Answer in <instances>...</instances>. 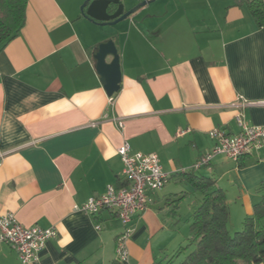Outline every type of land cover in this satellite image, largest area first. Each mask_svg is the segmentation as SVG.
<instances>
[{
	"label": "crops",
	"instance_id": "0c3cea01",
	"mask_svg": "<svg viewBox=\"0 0 264 264\" xmlns=\"http://www.w3.org/2000/svg\"><path fill=\"white\" fill-rule=\"evenodd\" d=\"M84 1L28 0L24 27L0 52V215L58 231L30 264H164L188 237L169 215L179 187L170 182L190 188L181 172L214 148V128L239 132L235 104H245L250 125H264V26L240 0H156L99 26L83 16ZM121 1L128 10L142 0ZM110 38L122 70L113 103L93 58ZM124 141L132 152L157 154L171 178L134 217L129 257L119 262L116 213L76 207L122 182ZM202 169L242 224L262 197L264 150L238 163L216 155L194 171ZM0 264H22L1 241Z\"/></svg>",
	"mask_w": 264,
	"mask_h": 264
},
{
	"label": "built area",
	"instance_id": "2783aa9c",
	"mask_svg": "<svg viewBox=\"0 0 264 264\" xmlns=\"http://www.w3.org/2000/svg\"><path fill=\"white\" fill-rule=\"evenodd\" d=\"M109 101L113 103V96L109 97ZM244 105L242 102L234 105L238 108L235 120L239 132L232 135L220 128H214L210 137L216 144L192 166L194 170L209 165L216 155H223L238 163L244 157L264 150V125H250L242 111ZM116 123L119 128H123V120L117 119ZM183 133L184 131H180L178 135ZM117 151L123 162L122 178L125 184L107 185L103 193L91 196L76 209L93 216L105 209L116 213L124 225V230L117 236L115 254L119 262H124L129 257L127 243L132 234L130 224L134 217L141 216L148 209L149 194L163 188L170 180L171 174L163 170L155 153L132 152L126 141ZM96 229L100 230V226L97 225ZM57 236L58 231L54 227L26 226L10 212L0 215V241L18 253L22 264L36 262L46 242Z\"/></svg>",
	"mask_w": 264,
	"mask_h": 264
},
{
	"label": "trees",
	"instance_id": "16d2710c",
	"mask_svg": "<svg viewBox=\"0 0 264 264\" xmlns=\"http://www.w3.org/2000/svg\"><path fill=\"white\" fill-rule=\"evenodd\" d=\"M246 3L258 27L264 26V0H240ZM28 0H0V52L18 36L26 22ZM189 184L185 193L198 192L190 221V235L175 253L167 255L164 264H174V258L188 247L193 249L179 264H264V181L262 197L246 216L242 229L232 234L228 228L230 210L223 189L210 176L196 174L194 169L181 172ZM124 185V180H119ZM169 215L179 216L180 199L167 202ZM117 261V260H116ZM77 264H83L82 262ZM118 264V263H117Z\"/></svg>",
	"mask_w": 264,
	"mask_h": 264
},
{
	"label": "water",
	"instance_id": "95a60500",
	"mask_svg": "<svg viewBox=\"0 0 264 264\" xmlns=\"http://www.w3.org/2000/svg\"><path fill=\"white\" fill-rule=\"evenodd\" d=\"M156 0H142L125 10L121 0H85L81 12L85 18L99 26H114L134 15L138 10ZM96 71L109 97L121 87L122 70L120 55L114 39L101 41L93 51Z\"/></svg>",
	"mask_w": 264,
	"mask_h": 264
},
{
	"label": "rangeland",
	"instance_id": "374dc122",
	"mask_svg": "<svg viewBox=\"0 0 264 264\" xmlns=\"http://www.w3.org/2000/svg\"><path fill=\"white\" fill-rule=\"evenodd\" d=\"M83 4V3H82ZM81 4V5H82ZM80 5V8H81ZM206 174L205 173V169L200 170V172H198V174ZM171 187H176V191L174 192H178V195L174 198V199H180V211L179 214L180 216H178L176 219L180 218L179 220V224H178V233L181 236V239L184 241V238H186L187 236L190 235V221H187V219L189 218L191 212H192V208L193 205L195 203V201H197L198 199V195H200L198 192H192V193H185V192H180V190L185 187L184 185H180V183L177 184L176 181L172 180L169 184ZM187 190V189H186ZM200 198V197H199ZM232 212L233 216L232 218L229 220L228 223V228L230 230V232L232 234H234L236 231H240L242 229V224L238 222V219L236 217V213H235V208L234 205H232ZM120 220V219H119ZM119 224L122 225L121 220L119 221ZM123 226V225H122ZM121 226V227H122ZM187 241H184L183 245L186 246ZM179 245H176V247H171V249L169 250L171 253H175V250L178 248ZM193 249V247H188L185 251H183L181 254H179L178 256H176L174 258L173 263L174 264H179L183 261V259L185 258V256ZM170 253V254H171Z\"/></svg>",
	"mask_w": 264,
	"mask_h": 264
}]
</instances>
